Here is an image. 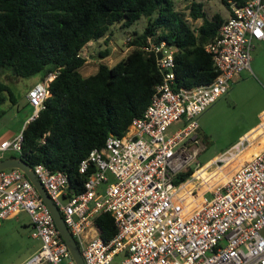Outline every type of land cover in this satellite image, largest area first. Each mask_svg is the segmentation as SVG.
Here are the masks:
<instances>
[{"label":"built area","instance_id":"built-area-1","mask_svg":"<svg viewBox=\"0 0 264 264\" xmlns=\"http://www.w3.org/2000/svg\"><path fill=\"white\" fill-rule=\"evenodd\" d=\"M229 8L217 35L205 46L217 72L210 84L173 88L174 49L147 40L142 50L155 55L162 80L142 116L131 121L123 136H108L103 148L92 150L80 162V173L92 169L82 193L64 198L69 184L65 173L43 165L32 168L84 264H112L117 256L121 258L116 264H264V148L218 186L200 190L197 185L202 182L194 175L202 166L185 182L174 184L200 153L198 116L250 69L255 44L264 43V0H247L242 7L231 3ZM53 78L50 74L28 90L26 99L32 107L28 122L45 108ZM177 123L181 126L171 131ZM22 140V131L0 140V159L8 151L20 153ZM243 150L244 144L237 143L213 163H231ZM190 183L191 190H185ZM206 193L211 194L209 201ZM20 212L28 215L31 237L40 242L21 264H75L25 174L17 169L0 171V220ZM102 214L110 215L116 228L107 243L94 222Z\"/></svg>","mask_w":264,"mask_h":264},{"label":"trees","instance_id":"trees-1","mask_svg":"<svg viewBox=\"0 0 264 264\" xmlns=\"http://www.w3.org/2000/svg\"><path fill=\"white\" fill-rule=\"evenodd\" d=\"M220 1L230 12L231 3L242 7L247 0ZM142 16L147 25L141 33L132 32L126 45L130 51L112 67L99 63L95 73L82 76L87 45L103 38L108 45L113 27L129 28ZM223 22L217 14L209 17L199 0H190L187 15L173 0H0V106L8 100L16 104L3 76H39L43 82L54 75L45 108L25 125L21 152L10 157L32 168L43 165L65 173L69 184L64 198L82 193L92 169L80 173V162L103 148L108 136H123L131 121L142 116L162 80L155 55L142 50L147 40L174 49L173 88L203 86L217 75L205 46ZM108 55L107 48L98 51L100 60ZM3 115L0 109V119ZM193 172L178 174L174 184L185 182ZM94 222L103 242L115 236L110 215H99Z\"/></svg>","mask_w":264,"mask_h":264},{"label":"rangeland","instance_id":"rangeland-1","mask_svg":"<svg viewBox=\"0 0 264 264\" xmlns=\"http://www.w3.org/2000/svg\"><path fill=\"white\" fill-rule=\"evenodd\" d=\"M199 1L204 5V10L209 17L217 14L223 19L226 18L228 10L220 0ZM173 2L176 9L187 15L190 0H173ZM199 23L200 21L192 23V25H198ZM146 25L147 18L142 16L129 28L113 27L109 33L108 45L105 44L103 38L97 43L87 46L83 53L86 63L80 70L82 76L87 77L95 73L99 63L112 67L119 62L130 51L126 48V45L127 39L132 36V32L141 33ZM106 48L109 49V55L100 60L98 51ZM38 80L39 76L28 79H15L7 76L1 78V81L8 86L13 94L16 104L12 105L8 100L0 106V109L4 111V115L0 119V136L7 132L12 135L21 132L23 122L28 120L32 114V109L26 103L25 92L30 85ZM263 108L264 45L256 43L255 49L251 53L250 69L242 72L239 78L231 84L228 92L209 106L197 119L200 125L198 131L200 153L196 161L190 164L192 170L195 171L199 166L205 165L214 157H220L237 141H242L241 145L244 144L243 153L230 164L224 166V164L212 162L210 166L201 168L203 169L202 172L195 176L202 182L197 185L201 191L222 184L220 182L226 177L228 179L239 163L247 159V152L256 150L258 147L260 149L264 147L262 140L258 138L252 142L246 141V138H239L240 135L262 122V115L259 113ZM174 129V127H171V131ZM256 152L258 150L254 151V153ZM14 155L16 153L8 151L4 153L3 158ZM107 178L109 182L114 181L111 174H108ZM191 180L192 183L199 182L194 179ZM201 184H204V187ZM102 187H104V184H102ZM191 188L185 187L184 189L189 191ZM204 199L209 201L211 194L206 193ZM60 202L64 203L65 200L60 198ZM39 245V240L31 237L29 217L25 212L0 220V264H21ZM120 258H115L113 264H116Z\"/></svg>","mask_w":264,"mask_h":264},{"label":"water","instance_id":"water-1","mask_svg":"<svg viewBox=\"0 0 264 264\" xmlns=\"http://www.w3.org/2000/svg\"><path fill=\"white\" fill-rule=\"evenodd\" d=\"M160 53L157 54V58H160ZM10 169H17L20 170L25 174L27 179L31 182V184L35 187L37 193L40 196V199L42 202L47 206L49 209L54 223L56 225L57 230L60 233V236L67 246L75 264H84L79 248L76 244V241L72 237V235L69 233L67 227L65 226L62 216L59 213L57 207L54 205V203L50 200L48 195L46 194L45 190L43 189L42 185L38 181L37 177L34 175L32 171V167L29 166L27 163H25L21 158L19 157H7L0 159V171L3 170H10Z\"/></svg>","mask_w":264,"mask_h":264},{"label":"crops","instance_id":"crops-1","mask_svg":"<svg viewBox=\"0 0 264 264\" xmlns=\"http://www.w3.org/2000/svg\"><path fill=\"white\" fill-rule=\"evenodd\" d=\"M228 15H229V12H228L226 18L228 17ZM226 18H225V19H226ZM225 19H224V20H225ZM91 44H93V43H89L87 46H89V45H91ZM257 44H259V45H264V43H257ZM254 49H255V46H254ZM83 53H84V51H83ZM83 53H82V54H83ZM239 76H240V75H239ZM237 78H239V77H237ZM237 78H236V79H237ZM38 82H39V81H36L34 84L30 85V86L26 89V92H25V99H26V94H27L28 90H30L31 87H33V86H34L36 83H38ZM26 103H27V105L32 109V107H31V106L29 105V103L27 102V99H26ZM259 114L262 115V122L259 123V124H257V125H255L254 127H252L249 131L245 132L243 135H240V136H239L240 139H242V138H246V141H248V142H252V141H254V140H256V139L258 138L259 140H262V142H263V144H264V108L260 111ZM30 116H31V115H30ZM198 117H199V116H198ZM29 118H30V117H29ZM197 119H198V118H197ZM28 121H29V119L23 122L22 129L25 127V125L28 123ZM197 121H198V120H197ZM24 124H25V125H24ZM180 126H181V123H177V124H174L172 127H174L175 129H177V128H179ZM198 126H199V128H198V131H199V129H200V125L198 124ZM22 129H21V131H22ZM249 132H251V133L249 134ZM19 133H20V132H19ZM19 133H17L16 135H12L10 132L4 133V134H2V135L0 136V140H10V139L14 138L15 136H17ZM247 134H249V135L246 136ZM246 141H245V142H246ZM241 142H242V141H237L235 144H237V143H241ZM245 142H243V143H245ZM235 144H234V145H235ZM231 147H232V146H231ZM231 147H230V148H231ZM263 148H264V147H263ZM263 148L260 149V147H258L256 150H252V151L247 152V155H248L247 159H249V157H251L253 154H256V153H257V152L254 153V151H257V150H258V152H259V151H261ZM227 150H228V149H227ZM217 158H218V157H214V158H212L209 162H207L205 165H203L202 168L210 166V163L214 162ZM247 159L242 160V162H240L238 166H240V165H241L243 162H245ZM227 164H230V162H226V163L224 164V166L227 165ZM238 166H237V167H238ZM202 170H203V169L198 170V171L195 173L194 176H197L199 173L202 172ZM226 178H227V177H226ZM191 185H192V184L190 183V184L186 185L185 187H192ZM185 187H184V188H185ZM190 190H191V189H190ZM29 225H30V224H29ZM36 250H37V248L34 249V251L30 253V255L33 254ZM30 255H28L27 257H29ZM27 257H26V258H27ZM117 257H121V256H117ZM117 257H115V258H117ZM114 260H115V259H114ZM113 262H114V261H113ZM112 264H113V263H112Z\"/></svg>","mask_w":264,"mask_h":264},{"label":"bare ground","instance_id":"bare-ground-1","mask_svg":"<svg viewBox=\"0 0 264 264\" xmlns=\"http://www.w3.org/2000/svg\"><path fill=\"white\" fill-rule=\"evenodd\" d=\"M226 179H227V178H225V179H224L222 182H220V183H223L224 181H226ZM220 183H219V184H220ZM217 185H218V184H217ZM214 187H215V186H214Z\"/></svg>","mask_w":264,"mask_h":264}]
</instances>
